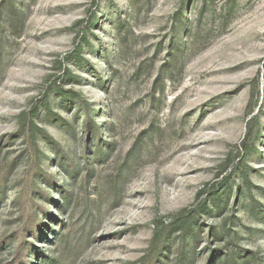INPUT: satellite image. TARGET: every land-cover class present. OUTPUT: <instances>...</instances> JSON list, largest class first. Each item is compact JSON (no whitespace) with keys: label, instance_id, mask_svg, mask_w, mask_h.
<instances>
[{"label":"rangeland","instance_id":"obj_1","mask_svg":"<svg viewBox=\"0 0 264 264\" xmlns=\"http://www.w3.org/2000/svg\"><path fill=\"white\" fill-rule=\"evenodd\" d=\"M0 264H264V0H0Z\"/></svg>","mask_w":264,"mask_h":264},{"label":"trees","instance_id":"obj_2","mask_svg":"<svg viewBox=\"0 0 264 264\" xmlns=\"http://www.w3.org/2000/svg\"><path fill=\"white\" fill-rule=\"evenodd\" d=\"M246 136H247V134L245 135V137H244V139H243V141H242V145L243 146H245V139H246ZM249 150V148H247L246 149V152ZM199 196V193H198V195H197V197ZM218 197H219V194L218 193H216L215 194V196L214 197H212L211 198V201L214 203V206H216V207H218V201L216 200V202H215V199H218ZM207 206H205V208H206ZM189 215H190V211H188L187 212ZM186 213L185 212H183L181 215H180V217H176L171 223H170V226L171 227H175V226H177L178 227V229L179 230H181V229H185V231H186V229L187 228H190V227H192V223L190 222L191 220H188V215L187 216H184ZM176 229V228H175ZM158 241H160V239H158Z\"/></svg>","mask_w":264,"mask_h":264}]
</instances>
